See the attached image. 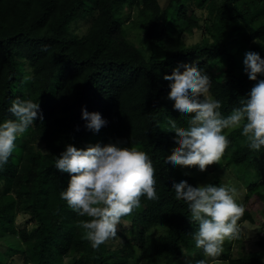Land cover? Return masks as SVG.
Listing matches in <instances>:
<instances>
[{
	"label": "trees",
	"instance_id": "16d2710c",
	"mask_svg": "<svg viewBox=\"0 0 264 264\" xmlns=\"http://www.w3.org/2000/svg\"><path fill=\"white\" fill-rule=\"evenodd\" d=\"M134 5L139 45L123 17ZM198 30L201 40L188 44L185 35ZM250 51L264 58V0H0V123L15 119L9 108L16 98L40 103L43 115L17 137L0 167V264H211L195 246L198 225L190 221L187 203L175 198L173 183L220 185L221 175L212 171L227 168L243 180L248 206L264 199V147L251 150L241 130H225L229 147L206 171L166 163L177 146L169 120L187 127L189 117L174 108L164 76L178 66L183 71L184 64L198 66L211 77L209 95L227 116L256 83L244 64ZM26 75L33 79L26 82ZM85 108L107 121L99 132L86 127ZM110 142L148 153L158 199L142 197L116 236L94 249L77 226L89 218L60 197L70 175L55 162L68 144ZM20 214L29 216L32 229H18ZM242 220L254 221L250 210ZM244 240L241 231L239 239L225 241L218 264H264V235L260 255H234Z\"/></svg>",
	"mask_w": 264,
	"mask_h": 264
},
{
	"label": "clouds",
	"instance_id": "9594fccd",
	"mask_svg": "<svg viewBox=\"0 0 264 264\" xmlns=\"http://www.w3.org/2000/svg\"><path fill=\"white\" fill-rule=\"evenodd\" d=\"M47 51L46 48L42 49ZM249 79L256 81L239 106L224 116L221 101L209 95L211 77L194 64H184L164 79L170 81L168 98L174 108L189 117L187 127H179L169 120L170 131L175 132L176 147L166 158L173 166L198 167L201 172L218 164L226 153L230 140L225 130H241L251 150L264 147V58L256 52H247L244 59ZM33 77L26 75L24 80ZM203 97V99H201ZM9 112L15 119L0 123V167L7 164L16 148L17 137L25 133L37 118L43 120L40 103L16 98ZM82 118L89 130L99 132L107 123L98 112L82 110ZM55 167L70 175L62 200L80 217L77 226L83 230L92 248L98 249L117 234L123 217L141 207V198L157 200L156 169L148 153L141 146L88 144L77 148L72 144L56 158ZM175 198L187 203L190 221L198 225L193 233L195 246L203 250L211 264L223 252L225 241L239 239L246 207L238 202V190L225 184L192 186L186 180L173 183ZM197 264H210L201 259Z\"/></svg>",
	"mask_w": 264,
	"mask_h": 264
},
{
	"label": "rangeland",
	"instance_id": "374dc122",
	"mask_svg": "<svg viewBox=\"0 0 264 264\" xmlns=\"http://www.w3.org/2000/svg\"><path fill=\"white\" fill-rule=\"evenodd\" d=\"M162 5H165L167 0H160ZM128 11L131 14V19H126V16L128 15ZM198 14L200 16H205L206 11L205 10H199ZM138 16V6L134 5L132 7L131 10L129 9H125L124 12V21H125V25L128 28V34L129 37L131 38V40L136 43L137 45L140 44V35L138 32V29L135 28L133 26V19H137ZM81 25H79V30L81 32H86L87 30V26L85 24L80 23ZM132 26V28H131ZM202 38V33L198 30L196 31L193 35H185V40L188 44H194L198 41H200ZM216 174L219 173L221 175V179H222V183L221 184H225V185H229V186H234L237 188L238 190V202L240 203H244V199L246 196V188H244V185L242 184V179L238 178V175H236L235 172H231L230 170H228L227 168H223L220 170H213L212 174ZM241 187L240 189H238V187ZM1 189V186H0ZM261 192L263 193L264 196V186L260 187ZM252 200L253 202V206L251 207V202ZM252 200H250V204L246 207V210H250L252 213V216L254 218V221H250V220H242L241 218V222H239L240 226H241V231L244 233L245 235V240L243 245L241 246H237L234 248L233 254H239L240 252H242V250H245V252H249V251H253L256 255H260L262 250L259 247V245L257 244L259 239L261 237H263L264 235V229H263V223H264V199L261 200L260 198H253ZM29 221V216L26 214H20L17 217V221H16V225L18 227V229H22L26 226H29L28 228L32 229L33 226L31 223L28 222ZM128 224V223H126ZM262 259L264 260V256L262 254ZM18 262V263H17ZM16 264H20V262L17 260Z\"/></svg>",
	"mask_w": 264,
	"mask_h": 264
}]
</instances>
